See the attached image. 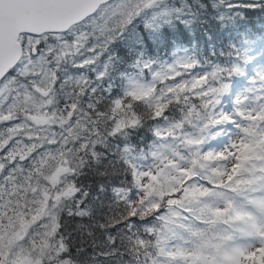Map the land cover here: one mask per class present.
<instances>
[{
	"label": "trees",
	"instance_id": "trees-1",
	"mask_svg": "<svg viewBox=\"0 0 264 264\" xmlns=\"http://www.w3.org/2000/svg\"><path fill=\"white\" fill-rule=\"evenodd\" d=\"M20 42L0 83V264H233L264 147L223 181L206 156L264 99V0H113ZM196 76L195 96L168 88ZM165 145L189 162L168 189L144 178Z\"/></svg>",
	"mask_w": 264,
	"mask_h": 264
},
{
	"label": "rangeland",
	"instance_id": "rangeland-1",
	"mask_svg": "<svg viewBox=\"0 0 264 264\" xmlns=\"http://www.w3.org/2000/svg\"><path fill=\"white\" fill-rule=\"evenodd\" d=\"M187 60V56L182 57L181 64H185L182 62ZM172 67L174 68V72L172 74H174L176 70H178V67L175 64H173ZM165 73H167V71L163 74ZM242 75L246 76V80L251 77L249 71L247 70H244ZM181 79H183L182 82ZM186 79H188V85L185 83V77H180L176 80L174 79V81H170L168 84V88L171 91H174L176 97L178 98L179 94H182L185 97H191L200 93L197 87H195V85L200 81L199 77H189ZM178 83L182 85H178ZM150 84L151 83L142 84L139 82L136 84V88L145 92L146 90L143 89V87L148 89ZM166 97H173V95L167 93ZM246 107L251 110L248 122H245L243 125L238 122L235 123L236 126L232 129L228 142L223 145V147L211 151L206 156V158H210L212 160L216 158V162L219 163L218 174H220L222 181L232 177L236 172L240 171V168L244 165L243 163L246 159L251 158L252 156H255V158L256 156H261L258 151L264 147L262 144L258 145V141L264 138V99L257 98L256 101H252L250 104L246 102L244 105H241L242 110ZM254 107H256V109H254ZM227 117L230 119L232 117L235 118V114L230 112V115H227ZM239 122L243 123L241 120H239ZM248 130H251V135L247 134ZM163 135H165L164 132ZM166 137L167 139L169 137H173V133ZM173 144H177V141H173ZM208 145L215 146L214 144ZM173 147L174 146L171 145H165L163 148L159 149V156L157 159L148 164L144 169L145 180H148L149 176L151 177V181L155 180L157 177H159L157 179L160 182H162V179H168L164 181L166 189H168V184H171L173 181L172 174L176 173L182 167L188 168V159L184 158L181 161L178 151H176ZM206 150H208V148ZM171 160H175L177 163H172L170 162ZM61 168L63 170L65 169L63 167ZM182 180L183 179L175 178L174 183L178 184V186H172V189L175 191L179 190L178 188L180 187V182ZM239 207L247 214V219L250 221L251 231L247 236L248 238L251 236V239H242L243 245L241 251L233 264H264V205L262 210H255V208L247 206V203H242ZM251 216L254 218V224L253 221L251 222ZM24 261L25 260H20L17 264H26Z\"/></svg>",
	"mask_w": 264,
	"mask_h": 264
},
{
	"label": "water",
	"instance_id": "water-1",
	"mask_svg": "<svg viewBox=\"0 0 264 264\" xmlns=\"http://www.w3.org/2000/svg\"><path fill=\"white\" fill-rule=\"evenodd\" d=\"M110 1L0 0V82L22 57L21 34L39 36L68 31Z\"/></svg>",
	"mask_w": 264,
	"mask_h": 264
}]
</instances>
